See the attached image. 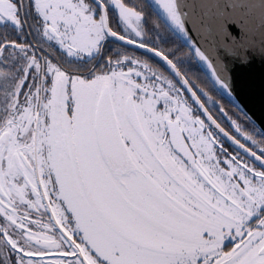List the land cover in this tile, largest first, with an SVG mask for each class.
<instances>
[{
	"label": "snow or ice",
	"instance_id": "1",
	"mask_svg": "<svg viewBox=\"0 0 264 264\" xmlns=\"http://www.w3.org/2000/svg\"><path fill=\"white\" fill-rule=\"evenodd\" d=\"M255 28L264 0H0V264H264V101L218 53Z\"/></svg>",
	"mask_w": 264,
	"mask_h": 264
},
{
	"label": "water",
	"instance_id": "2",
	"mask_svg": "<svg viewBox=\"0 0 264 264\" xmlns=\"http://www.w3.org/2000/svg\"><path fill=\"white\" fill-rule=\"evenodd\" d=\"M228 27L234 35L239 36L240 29L236 25L229 24ZM193 35L195 37L196 34ZM249 39L252 47L246 50V61L222 47L218 48V53L220 60L225 62L231 74L232 87L237 98L247 103L259 115L262 101H264V52H262L264 50V30L255 28ZM204 46L210 51L213 50L215 45L211 37H208V43ZM199 67L204 73L205 66Z\"/></svg>",
	"mask_w": 264,
	"mask_h": 264
},
{
	"label": "trees",
	"instance_id": "3",
	"mask_svg": "<svg viewBox=\"0 0 264 264\" xmlns=\"http://www.w3.org/2000/svg\"><path fill=\"white\" fill-rule=\"evenodd\" d=\"M169 39H171V38L169 37ZM185 51H186V49H185ZM190 63L194 66L193 71H195L197 73V75L202 76L203 72L201 71V69L197 65H195V61H191Z\"/></svg>",
	"mask_w": 264,
	"mask_h": 264
}]
</instances>
